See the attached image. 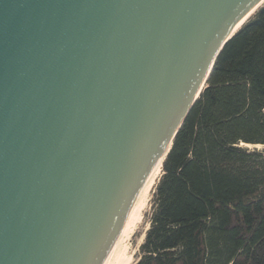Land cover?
<instances>
[{"label": "water", "instance_id": "1", "mask_svg": "<svg viewBox=\"0 0 264 264\" xmlns=\"http://www.w3.org/2000/svg\"><path fill=\"white\" fill-rule=\"evenodd\" d=\"M261 1L0 0V264L105 262Z\"/></svg>", "mask_w": 264, "mask_h": 264}, {"label": "trees", "instance_id": "2", "mask_svg": "<svg viewBox=\"0 0 264 264\" xmlns=\"http://www.w3.org/2000/svg\"><path fill=\"white\" fill-rule=\"evenodd\" d=\"M153 195L134 264H264V4L217 56Z\"/></svg>", "mask_w": 264, "mask_h": 264}, {"label": "bare ground", "instance_id": "3", "mask_svg": "<svg viewBox=\"0 0 264 264\" xmlns=\"http://www.w3.org/2000/svg\"><path fill=\"white\" fill-rule=\"evenodd\" d=\"M264 0H262L257 7L262 5ZM252 11L248 17L253 13ZM245 21V20H244ZM242 21V22H244ZM163 158H161L150 175L148 176L145 184L140 190L138 196L136 197L129 214L127 216L126 222L118 235L112 249L107 256L105 262L103 264H132L133 257L136 255L137 248L132 250L129 246L128 242L130 238L141 228L142 226V216L145 214L148 203L150 201V196L154 192L156 184L161 176V165ZM147 227H145L144 233L147 231ZM144 235L141 236L140 241H142Z\"/></svg>", "mask_w": 264, "mask_h": 264}, {"label": "rangeland", "instance_id": "4", "mask_svg": "<svg viewBox=\"0 0 264 264\" xmlns=\"http://www.w3.org/2000/svg\"><path fill=\"white\" fill-rule=\"evenodd\" d=\"M248 148H252L251 146H248ZM155 191V189H154ZM154 192L152 193V195L150 196V201L148 203V208L145 212V214L142 216V226L141 228L130 238L128 244L129 246L132 248V250H135L137 248V251H136V255L133 257V263L134 264L138 257H139V247L140 245L142 244L143 240L140 241L141 239V236L144 235L145 236V233H144V230H145V227H149V221H150V217H151V214H152V211H153V206H154ZM144 239V238H143Z\"/></svg>", "mask_w": 264, "mask_h": 264}]
</instances>
